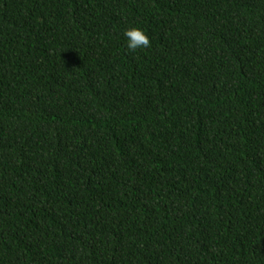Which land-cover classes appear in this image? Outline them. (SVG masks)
<instances>
[{
    "label": "trees",
    "instance_id": "1",
    "mask_svg": "<svg viewBox=\"0 0 264 264\" xmlns=\"http://www.w3.org/2000/svg\"><path fill=\"white\" fill-rule=\"evenodd\" d=\"M0 264H264V0H0Z\"/></svg>",
    "mask_w": 264,
    "mask_h": 264
},
{
    "label": "clouds",
    "instance_id": "2",
    "mask_svg": "<svg viewBox=\"0 0 264 264\" xmlns=\"http://www.w3.org/2000/svg\"><path fill=\"white\" fill-rule=\"evenodd\" d=\"M123 35L129 51L135 52L137 49H144L150 46L147 34L137 27L126 29Z\"/></svg>",
    "mask_w": 264,
    "mask_h": 264
}]
</instances>
